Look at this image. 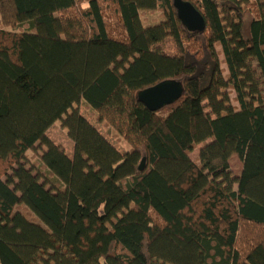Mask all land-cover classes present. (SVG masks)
<instances>
[{"label":"trees","instance_id":"16d2710c","mask_svg":"<svg viewBox=\"0 0 264 264\" xmlns=\"http://www.w3.org/2000/svg\"><path fill=\"white\" fill-rule=\"evenodd\" d=\"M183 1L0 0V264H264V0Z\"/></svg>","mask_w":264,"mask_h":264},{"label":"water","instance_id":"95a60500","mask_svg":"<svg viewBox=\"0 0 264 264\" xmlns=\"http://www.w3.org/2000/svg\"><path fill=\"white\" fill-rule=\"evenodd\" d=\"M173 7L182 26L188 32L202 33L206 25L201 14L189 2L173 0ZM184 90L181 83L175 80H166L153 87L137 93L138 101L149 111L157 112L167 106L175 104L183 96ZM145 160H142L139 170L144 168Z\"/></svg>","mask_w":264,"mask_h":264},{"label":"rangeland","instance_id":"374dc122","mask_svg":"<svg viewBox=\"0 0 264 264\" xmlns=\"http://www.w3.org/2000/svg\"><path fill=\"white\" fill-rule=\"evenodd\" d=\"M141 19L143 21L144 25H152L154 23H157L161 20V16L159 12H153V13H144L141 15ZM252 20V16L247 13L245 14L243 18V34L245 37H248L249 35V24ZM10 30V29H8ZM18 30H25L24 28L17 29ZM220 49H217L219 51ZM220 60L223 59L222 56L219 57ZM225 66L222 65V68ZM80 113L88 118V121L93 125V126H98L100 129V133L105 134L107 136V140L112 144L115 145L119 150L121 151H128L129 146L121 140L115 132L107 127L104 126L103 124L98 125L97 122L95 121V116L93 115L92 111L86 107L84 104H81L79 106ZM48 137L55 141L57 144H60L64 147L65 151L69 154L72 153V143L67 139L66 131L60 126V123H55L47 132ZM200 149V146L197 147V149L194 150V152L190 155V160L192 162H195V159L198 155V150ZM28 158L32 161H36V156L32 154V152L27 153ZM241 169L240 162L235 159L234 162L231 164V170L234 175L237 174V172ZM21 213L27 216L28 219H34V217L30 214H28L26 211L21 209Z\"/></svg>","mask_w":264,"mask_h":264}]
</instances>
